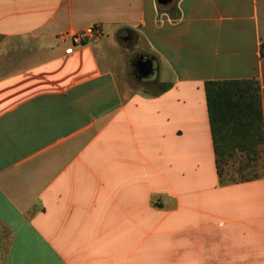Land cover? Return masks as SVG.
I'll use <instances>...</instances> for the list:
<instances>
[{"label": "crops", "instance_id": "0c3cea01", "mask_svg": "<svg viewBox=\"0 0 264 264\" xmlns=\"http://www.w3.org/2000/svg\"><path fill=\"white\" fill-rule=\"evenodd\" d=\"M263 43L264 0H0V264H264V176L219 182L204 90L256 80L264 127Z\"/></svg>", "mask_w": 264, "mask_h": 264}, {"label": "trees", "instance_id": "16d2710c", "mask_svg": "<svg viewBox=\"0 0 264 264\" xmlns=\"http://www.w3.org/2000/svg\"><path fill=\"white\" fill-rule=\"evenodd\" d=\"M264 58V43L260 49ZM164 86L162 90H166ZM219 182L252 180L249 162L264 158V127L260 85L256 80L208 81L204 84ZM235 153L247 156V164L235 172L224 167ZM252 155V157H250Z\"/></svg>", "mask_w": 264, "mask_h": 264}, {"label": "built area", "instance_id": "2783aa9c", "mask_svg": "<svg viewBox=\"0 0 264 264\" xmlns=\"http://www.w3.org/2000/svg\"><path fill=\"white\" fill-rule=\"evenodd\" d=\"M102 35L103 31L101 27L95 24L76 31L62 32L58 35V39L62 43H68L64 53L69 55L73 52L75 46H83L96 42Z\"/></svg>", "mask_w": 264, "mask_h": 264}, {"label": "rangeland", "instance_id": "374dc122", "mask_svg": "<svg viewBox=\"0 0 264 264\" xmlns=\"http://www.w3.org/2000/svg\"><path fill=\"white\" fill-rule=\"evenodd\" d=\"M252 157V155H250ZM254 158V157H252ZM247 164V156L243 153H235L232 159L227 162V166L224 167V170H228V172H235L241 165ZM250 168L247 169V172H251L252 179L260 178L264 176V158L262 160L261 156L253 162H249Z\"/></svg>", "mask_w": 264, "mask_h": 264}, {"label": "water", "instance_id": "95a60500", "mask_svg": "<svg viewBox=\"0 0 264 264\" xmlns=\"http://www.w3.org/2000/svg\"><path fill=\"white\" fill-rule=\"evenodd\" d=\"M159 4L166 5L172 0H157ZM154 68L150 61L141 60L138 67V73L143 77L148 76L149 74H153ZM137 77V76H136Z\"/></svg>", "mask_w": 264, "mask_h": 264}]
</instances>
